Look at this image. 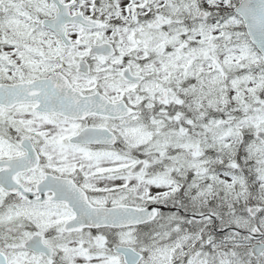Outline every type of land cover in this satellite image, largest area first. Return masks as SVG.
Returning a JSON list of instances; mask_svg holds the SVG:
<instances>
[{"label": "snow or ice", "instance_id": "6c2138e0", "mask_svg": "<svg viewBox=\"0 0 264 264\" xmlns=\"http://www.w3.org/2000/svg\"><path fill=\"white\" fill-rule=\"evenodd\" d=\"M0 264H264V0H0Z\"/></svg>", "mask_w": 264, "mask_h": 264}]
</instances>
